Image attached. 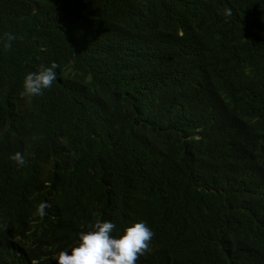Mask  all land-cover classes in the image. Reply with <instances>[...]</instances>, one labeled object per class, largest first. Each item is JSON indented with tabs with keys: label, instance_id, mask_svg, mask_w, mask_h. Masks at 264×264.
Returning <instances> with one entry per match:
<instances>
[{
	"label": "trees",
	"instance_id": "1",
	"mask_svg": "<svg viewBox=\"0 0 264 264\" xmlns=\"http://www.w3.org/2000/svg\"><path fill=\"white\" fill-rule=\"evenodd\" d=\"M96 220L147 224L136 264H264V0H0V264Z\"/></svg>",
	"mask_w": 264,
	"mask_h": 264
},
{
	"label": "clouds",
	"instance_id": "2",
	"mask_svg": "<svg viewBox=\"0 0 264 264\" xmlns=\"http://www.w3.org/2000/svg\"><path fill=\"white\" fill-rule=\"evenodd\" d=\"M232 10L225 8L223 15L232 16ZM7 43L6 48L11 47L15 37L11 33H4ZM59 65L55 62L51 66L43 64L38 66L35 72H29L24 79V92L21 95L39 96L44 89L51 88L57 79L54 69ZM10 159L18 165L26 163L20 152L14 153ZM52 205L41 202L37 211L40 216L46 215V209ZM116 225L110 221L96 220L88 225L87 231L79 233V239L70 248L53 255L58 264H136L138 258L149 251L150 242L154 233L143 221L126 226L122 233L117 232Z\"/></svg>",
	"mask_w": 264,
	"mask_h": 264
}]
</instances>
